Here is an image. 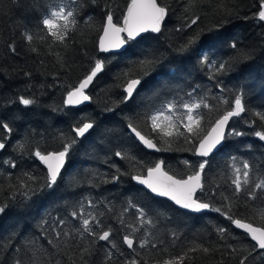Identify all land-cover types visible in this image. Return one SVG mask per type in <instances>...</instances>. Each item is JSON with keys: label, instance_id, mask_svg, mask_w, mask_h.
Instances as JSON below:
<instances>
[{"label": "trees", "instance_id": "1", "mask_svg": "<svg viewBox=\"0 0 264 264\" xmlns=\"http://www.w3.org/2000/svg\"><path fill=\"white\" fill-rule=\"evenodd\" d=\"M157 2L169 9L159 35L130 41L123 53L101 55L98 45L107 11L111 9L114 22L121 25L130 0H0V141L5 143L0 154V205H7L0 214V264H122L131 259L139 264H163L200 245L209 252L202 248L188 252L183 264H240L245 257V264H264V250L254 246L229 219L213 211H183L131 179V175L145 176L147 167L161 160L169 174L186 178L194 169L183 161L195 165L201 160L194 155L192 144L175 135V129L173 136L163 137L159 130L151 131L148 119L170 100L186 101L193 89L194 95L206 96L210 105V110H198L204 114L202 134L231 106L235 94L246 92V112L230 124L245 135H228L223 147L208 159L206 187L218 193L211 201L214 206H220L225 196L231 197L229 165L233 157L249 162L253 182L264 178V141L254 135L264 130V121L255 115L264 112V23L258 19L261 0ZM62 3L74 10L77 21L69 26L64 42L47 35L42 24L50 10ZM197 16L196 25L184 27ZM179 28L183 30L177 31ZM198 33V43L180 51ZM29 34L31 42L27 41ZM233 40L236 48L230 47ZM202 52L216 64L230 62V70L211 72L207 61L200 60ZM97 59L104 62V70L89 91L90 104L79 109L66 107L68 91L90 73ZM137 77H142L140 88L131 100L121 102L126 84ZM21 96L35 103L26 107L19 102ZM225 97L230 100L228 105L222 102ZM84 122H93L94 127L78 139L72 129ZM129 123L142 134L155 137L160 153L145 150L129 132ZM73 138L78 143L70 150L56 185L44 187L47 171L34 152L59 151ZM164 141H170L171 146ZM117 151L121 157L115 155ZM29 175L36 177L35 182L28 180ZM22 184L37 189L30 199L23 195ZM89 200L94 208H87ZM81 203L86 211L98 216L103 213L99 217L103 226L97 231L102 233L111 226L110 240L115 248L74 231L79 222L72 220L70 213L78 211ZM136 207L144 209L153 226L144 225L134 234L136 241L151 235L147 247L134 242L133 251L123 243V237L131 232L126 225L140 227ZM231 207L234 218L264 225L259 199L246 201L241 195L231 200ZM122 214L124 224L119 219ZM218 228L226 230L223 237ZM152 243L157 247L152 248ZM85 248L89 252L82 258Z\"/></svg>", "mask_w": 264, "mask_h": 264}, {"label": "snow or ice", "instance_id": "2", "mask_svg": "<svg viewBox=\"0 0 264 264\" xmlns=\"http://www.w3.org/2000/svg\"><path fill=\"white\" fill-rule=\"evenodd\" d=\"M75 3V0H72ZM260 10L258 11V19L264 21V0L260 2ZM169 9L161 6L157 0H130L127 5L126 14L122 17V25L114 22L113 12L109 9L106 13L105 24L103 27V36L99 40V51L101 53H109L113 50H119L123 48L128 42L136 40L143 33H161L163 22L168 15ZM200 18L197 16L192 18L189 23L184 27L191 28L193 25L197 24ZM63 20L64 23L60 24L59 21ZM77 23L74 16V10L67 4H60L53 7L49 14L46 15L43 20V28L47 30V35L54 37L55 40L64 42L66 39L67 32L70 30V25L75 26ZM183 28L177 29V31H182ZM121 34H124L123 36ZM43 38V37H42ZM33 36L31 34L27 35V41L31 42ZM200 39V34L189 38L186 45H183L180 51H187L192 45L198 43ZM230 47L236 48L237 41L233 40L230 43ZM13 51L15 49L13 48ZM35 51V49H33ZM210 51V50H208ZM201 62L207 61L210 66V71L213 73L223 74L229 71L231 68V63L228 64L220 62L219 64L214 63L212 60L208 59V53L202 52L200 56ZM104 68V62L97 59L94 67L88 75H86L79 84L72 90L68 91L65 105L66 106H78L86 101H90L91 97L86 93V89L93 83L94 79L99 73L102 72ZM210 79L214 76H210ZM142 77L132 78L126 84L124 91L126 96L122 98L121 102H127L133 97L134 90L141 83ZM195 89L192 92L187 93L188 99L186 101L170 100L166 102L161 108L152 113L148 119L150 120V128L152 132H157L162 134L163 137L173 136V129L176 130L175 135L177 137H183V140L187 144L193 145L194 155L201 157L195 165H192L190 161H183L185 165H189L194 170L191 174L187 175L186 178L178 177L176 175H170L167 170H165V162L163 160L147 167L146 177L141 175H131V179L136 181L138 184L145 186L152 194L159 197H166L173 201L177 206L190 210L192 212L199 213L203 210H210L217 212L229 219L236 228L242 229L246 232L252 241H255L254 246H258L259 249L264 250V225L253 226L251 222H244L239 218H234L232 215L231 200L240 199L241 195L246 198V201H255L259 199L262 203L260 208V214L262 219H264V178L258 180V182H253L250 179V164L247 161H237L235 157L232 158V162L229 165L231 168V197L225 196L224 201L220 206H214L211 202L213 197L218 195L215 189L209 190L206 187V169L210 166V161L207 159L213 154L214 150L218 151V146H222L228 135L241 136L245 135L243 132L237 131L235 128L229 125V122L233 118H242V114L246 112L247 104L245 102L246 92H241V94H235L231 100V106L220 115L218 119L215 120L214 124L211 125L210 131H203L201 127V119L204 114L198 111L203 107L204 109L210 110V105L207 102L206 96H198L195 94ZM221 92L225 91L224 87L220 88ZM19 102L24 106H31L35 103L32 98H25L21 96ZM222 102L225 105L230 103L229 98H223ZM255 115L264 121V112H256ZM2 123V122H0ZM251 124L252 122L249 121ZM93 122H84L82 126H74L72 131L75 133L76 138L85 137L91 129H93ZM128 129L134 137L139 140L146 148L153 149L155 151H161L162 149L154 142L155 137L147 136L142 134V131L133 123L127 125ZM183 128V131L180 130ZM3 128L8 132H11V128L7 123H3ZM255 137H258L260 141H264V130H257L254 132ZM78 143V139H70L68 142L63 143L62 149L59 151L43 153L40 150H36L34 155L38 160L47 168V176L44 187L51 189L56 185L58 178L61 175V171L65 166L66 159L70 155V150H73ZM164 143L171 146L170 141H164ZM23 147L22 145L20 146ZM5 148V143L0 142V149ZM117 157H121L122 153L117 151L115 153ZM10 163V162H9ZM11 167L15 168L16 164L11 163ZM119 172L120 170L117 169ZM122 174V173H121ZM27 175V174H26ZM264 175V173H261ZM113 179H118L114 177ZM29 181L35 182V176H28ZM252 184V187L249 185ZM20 187L25 188L23 195L30 199L37 191L30 184H22ZM219 187V185H217ZM257 190H259L260 195L258 196ZM15 199V197H13ZM96 205L91 201H87V208H94ZM7 205H0V214H2ZM131 207V205H130ZM227 208V211H225ZM136 220L139 222L140 227H135L134 225H126L131 229L129 234L124 235L123 243L127 245L128 249L133 248L134 242L138 243L140 248H145L149 245V235L147 233L142 239L136 241L135 233L140 232L144 225L153 226V221L148 218L142 207L135 208ZM103 216L100 213L99 216L91 211L85 210V204L81 203L78 211H72L70 213V218L74 221L79 222V227L74 229L81 234H87L94 239L99 241L108 242L113 248L116 247L113 240H110L112 234L111 226L102 233L98 232L97 229L103 226L102 220L99 218ZM120 223L124 224L123 214L121 215ZM64 220L59 221L61 227L64 226ZM225 229L218 228L217 232L221 237L225 233ZM68 235V233H64ZM175 238V234H173ZM59 238V233L57 234V239ZM52 243V241H49ZM152 248H156L155 243L151 244ZM202 250L207 253L209 249L203 247L202 245L189 248L186 252L181 253L178 256L170 257L163 261V264H183L185 257L188 252H195L197 250ZM235 251V249H233ZM89 249L85 248L84 252L81 253L83 258L85 253H88ZM247 257L240 261V264H245ZM107 260H111V253L109 252ZM16 264H20L19 261ZM107 264V261H106ZM122 264H139L136 259L123 261Z\"/></svg>", "mask_w": 264, "mask_h": 264}, {"label": "water", "instance_id": "3", "mask_svg": "<svg viewBox=\"0 0 264 264\" xmlns=\"http://www.w3.org/2000/svg\"><path fill=\"white\" fill-rule=\"evenodd\" d=\"M126 14V13H125ZM167 17H168V15L166 16V18H165V20H164V22H163V25H162V29H163V26H164V24H165V21L167 20ZM263 23H264V21H262ZM122 25V24H121ZM162 32V31H161ZM148 34H153V35H159L160 33H151V32H149V33H143V34H141V36L140 37H138L136 40H138V39H140L141 37H143V36H145V35H148ZM122 36L124 35V34H121ZM103 36V33H102V35H101V37ZM100 37V38H101ZM100 40V39H99ZM136 40H134V41H136ZM127 46H128V43L123 47V48H121V49H119V50H113L112 52H109V53H101L100 51V54L101 55H112V54H120V53H123L126 49H127ZM98 48H99V45H98ZM103 70H104V68H103ZM103 70H102V72H103ZM101 72V73H102ZM101 73H99L98 75H97V77L101 74ZM97 77L94 79V81H93V83L88 87V89H86V93L87 94H89V91H90V89H91V87H92V85L94 84V82H95V80L97 79ZM140 86H141V83H140V85H138L137 86V88L134 90V93H133V96L136 94V92L138 91V89L140 88ZM126 93V92H125ZM133 98V97H132ZM131 98V99H132ZM130 99V100H131ZM129 101V100H128ZM90 102H91V99H90V101H86V102H84L83 104H80V105H78V106H66V107H68V108H74V109H79V108H83V107H86V106H88L89 104H90ZM234 119V118H233ZM232 121V120H231ZM231 121L229 122V125L231 124ZM92 130V129H91ZM90 130V131H91ZM89 131V132H90ZM88 132V133H89ZM129 132H130V130H129ZM88 133H86V135L88 134ZM131 133V132H130ZM132 134V133H131ZM85 135V136H86ZM133 136H134V134H132ZM78 139H82V138H78ZM136 140L138 141V143L145 149V150H147L148 152H151V153H155V154H159L160 153V151H155V150H153V149H148V148H146L141 142H139V140L136 138ZM1 142V141H0ZM223 145H224V143L222 144V146H218V149L220 150L222 147H223ZM4 150H5V148L4 149H0V154H2L3 152H4ZM218 150V151H219ZM218 151H216V150H214V152H213V154L212 155H210L207 159H209L210 157H212L214 154H216ZM198 157V156H197ZM198 158H200V159H202L201 157H198ZM40 162V161H39ZM41 163V162H40ZM66 163H67V159H66ZM66 163H65V166H64V168L62 169V171H61V174H62V172L64 171V169H65V167H66ZM42 164V163H41ZM43 165V164H42ZM44 166V165H43ZM45 167V169H46V171H47V168H46V166H44ZM171 175V174H170ZM144 177H146V175L144 176ZM59 179V178H58ZM134 181V180H133ZM135 182V184H137L138 186H140L141 188H143V189H145L146 191H148L150 194H152L151 192H150V190H148L145 186H143V185H140V184H138L136 181H134ZM153 196H155V197H157V198H162V199H165V200H167V201H169V202H171V203H173L176 207H178L179 209H181V210H183V211H186V212H189V213H194V214H205V213H209L210 212V210H203V211H201V212H199V213H196V212H192V211H190V210H186V209H183V208H181V207H179V206H177L173 201H171V200H169L168 198H166V197H159V196H157V195H155V194H152ZM234 225V224H233ZM254 226V225H253ZM234 227H235V225H234ZM236 228V227H235ZM236 229H238V228H236ZM238 230H240L241 232H243V233H245L247 236H249L246 232H244L242 229H238ZM249 238L251 239V237L249 236ZM253 243H255V241H253ZM127 246V245H126ZM133 247H134V245H133ZM258 247V246H257ZM259 249V248H258ZM259 250H262V249H259Z\"/></svg>", "mask_w": 264, "mask_h": 264}]
</instances>
